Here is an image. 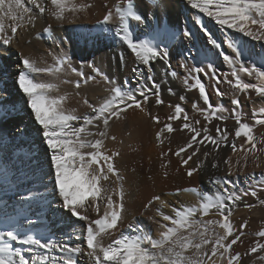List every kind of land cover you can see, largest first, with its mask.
Wrapping results in <instances>:
<instances>
[{
	"label": "snow or ice",
	"instance_id": "snow-or-ice-1",
	"mask_svg": "<svg viewBox=\"0 0 264 264\" xmlns=\"http://www.w3.org/2000/svg\"><path fill=\"white\" fill-rule=\"evenodd\" d=\"M113 8H107L98 26L111 25L116 20L114 28H108L114 39H118L133 54L136 66L132 68L135 84L117 82L102 72L94 63H86L91 69V75L81 68L72 67V58L67 54L57 56L53 65L38 67L36 60L30 56H22L17 66L15 83L18 89L27 97V107L39 126L38 134L42 136L46 145V155L50 160V172L45 178L50 180L52 189L48 203L49 208L59 205V210L66 214L68 231L61 233L63 239L57 238L55 233H41L33 231L39 221L41 209L35 206L37 197L32 190L22 193L17 188L16 195L7 201L0 197V264H243L245 256L254 257L264 264V229L255 233L257 240L241 254L233 248L238 242L243 243L241 237L248 226L247 221L241 223L237 229L231 220L234 209L244 197L251 196L259 199L258 192H264V174L259 177L255 173L240 187L233 176V169L242 171L247 166L248 156L251 154L259 159L257 152H264V148H257V144L264 140H257L254 128L264 125V108L253 110V123L245 122V114L239 99L243 95L252 100V94L264 101V66H258L254 61L244 58L240 42L230 37L228 30L249 37L253 41L264 40V0H186L187 5L195 10L190 21L183 27L165 24V16H161L164 0H121ZM92 5L77 2V0H0V52H7L14 41L18 39L21 29L35 27L36 20L45 13L58 25L74 24L81 13L86 12ZM209 18L219 26L222 38L208 28L204 18ZM10 21L5 24V21ZM156 21L157 29L165 34L171 31L173 38L180 40L184 47L187 40L191 47H185L183 52L170 49L164 40L154 43L151 40L138 39L134 29L140 25L150 26ZM134 22V23H133ZM192 27H189L188 24ZM256 26L260 31L253 30ZM197 28L206 38L205 45L214 50L230 71L222 72L203 53V59H198L201 49H196L193 41L196 34L192 28ZM174 29V31H173ZM101 28V31H104ZM46 35L61 44L72 43L71 37H58L51 25L43 29V34L37 33L36 38ZM230 50V51H229ZM178 57L179 66L185 69L182 76L186 92L198 91L200 103L192 102V109L203 117L204 126L199 119L192 121L185 108L186 95H179L181 103L173 106V112L162 123L159 116L147 112L146 105L154 98L157 107L165 104L163 99L164 86L169 84L167 78L176 79L178 73L172 66L173 53ZM119 60L124 64L125 57L120 53ZM193 63L189 66L188 61ZM161 63L162 75L158 80L153 72L154 65ZM71 70L77 80L65 81L73 83L76 89L87 86L90 81L101 78L109 86L111 95L99 106L88 104L93 115H78L75 109L66 107V95L53 96L59 86L53 82H40L35 79L37 74H47L59 77L65 71ZM254 77L256 83L246 82L242 77ZM203 77V79L201 78ZM204 80L212 81L210 87L215 95L223 99L231 95V117L237 125L234 138L226 127L216 125L215 135L210 134L208 125L213 120L223 122L227 117L223 113L229 111L222 103L213 105L209 98V85ZM222 84L229 86L230 92L221 90ZM167 94L177 96L172 87H167ZM85 103L88 102L85 100ZM5 105L0 103V108ZM15 106L13 105V108ZM139 110L148 115L155 124L161 127L156 132L155 140L163 145L176 131L186 132L188 142L179 147L174 153L180 158L181 166L186 175L191 178L210 163L212 169H218L221 161L209 157L213 153L225 148H231L232 155H238L235 164L232 156L225 158L222 163L227 167L225 176H216L210 183L217 185L218 190L212 195L201 194L197 189H183L184 192H194L200 197L198 206H182L173 208L174 215H166L160 210L161 217L159 238H152L137 224H129L127 232H117L118 224L123 223L125 212L124 178L116 167L118 151H106L105 140L116 141V136H109L110 122L119 120L128 110ZM14 119L10 111L0 113V133L5 132V125ZM181 121L179 128L174 127L172 121ZM20 131L19 125L15 132L8 131L9 138H14ZM96 137L95 139H89ZM244 138L239 146L236 140ZM250 145V147H247ZM203 147L204 151H201ZM190 150V151H189ZM161 152V158L171 153ZM241 160L244 161L241 164ZM189 162L195 166L190 167ZM259 167V164H256ZM167 167V163L162 164ZM165 177L167 172L164 173ZM115 178V187L110 182ZM151 179V177H149ZM47 189L48 185H44ZM222 189L223 191H219ZM181 189H177L179 195ZM15 200L13 204L10 201ZM159 196H154L145 205L150 207ZM264 204V200H260ZM23 218L17 219V206L24 209ZM255 205L245 204L251 209ZM161 207L164 202L161 201ZM95 212L96 218L91 213ZM31 213L29 215L28 213ZM214 214L219 219H207ZM198 217V218H197ZM77 221L84 222L77 225ZM79 227L80 231H77ZM222 230V231H218ZM115 236L113 239L112 237ZM75 238L82 241L80 245L69 244ZM109 239L105 244L104 240Z\"/></svg>",
	"mask_w": 264,
	"mask_h": 264
},
{
	"label": "bare ground",
	"instance_id": "bare-ground-1",
	"mask_svg": "<svg viewBox=\"0 0 264 264\" xmlns=\"http://www.w3.org/2000/svg\"><path fill=\"white\" fill-rule=\"evenodd\" d=\"M117 1L118 0H77L78 3H89L92 7L86 12L81 13L74 24L65 23L63 26L58 25L47 13H45L43 17L36 20L34 28L29 26L27 30H20L18 39L13 42L7 52H0V103H3L6 108L9 104L16 107L15 112L9 107L8 110H6L12 113L14 119L10 120L4 126L5 132L0 133V197H3L4 200L7 201L9 197H14L16 195L17 188L22 193L29 192V189L32 190V195L38 198L35 206L41 209L39 221L33 231L45 234L55 233L57 238L63 239L61 233L68 231V229L66 226V214H62V211L59 210V205L56 204L53 208H49L48 203L50 199H44L45 197H49L52 189L50 180L45 178V174L49 173L51 170L50 160L46 155L47 149L46 145L43 143L42 136L38 134L39 126L36 125L31 111L27 107V97L23 95L15 83V74L20 70L17 63L22 56H30L32 59L36 56L37 64L41 62V67H48L54 64L57 56L67 54L72 58V67L80 69L81 64L85 63L82 70L86 74H93L91 69L86 67V63L93 62L96 67L117 82L123 83L127 80L134 85L136 79L132 73V68L136 66L134 56L131 52L130 54L126 52L125 45L118 39H114L112 33L107 31L108 28H114L116 26L115 18L111 25L102 26V28L105 29L103 32L98 28L93 30V27L103 18L107 11L104 5L107 4L108 8H113L114 5L117 4ZM164 4L165 7L160 14L166 17L164 21L166 25L171 24L174 26L178 24L181 16L184 20L182 23L185 25L186 20L190 21V16L187 14L192 15L195 11L187 5L186 0H164ZM204 20L208 28L220 39V35H218V26L207 17H205ZM9 23L10 21H5L6 25ZM48 25H51L56 36L71 37L72 43L65 42L61 44L59 40H53L50 37L46 38L44 35L43 38L37 39L36 34H43V29ZM59 26H61L62 29H59ZM77 26L81 27L78 31L76 30ZM188 26L192 27L190 23ZM192 30L196 34V39L193 41L195 45L193 53H195L196 49H201L202 55L198 59H203V53H206L207 58L213 63L217 61L214 50H210V48L205 45L203 34L195 27H193ZM228 32L230 37L236 39L233 31L228 30ZM134 33L136 38L151 40L154 43L164 40L170 49H175L179 52H183L184 50L182 49L185 47L192 46H190L186 40L187 46L184 43V47L181 49L180 40L176 39L173 41L171 31L168 34L159 31L155 20L150 22V26L140 25L135 27ZM221 36H223V34H221ZM34 43L37 44V46L34 45ZM240 44L243 46L242 42H240ZM242 51L244 53V58L247 59L246 50L242 48ZM120 53H123L125 57L124 64L120 63ZM171 63L179 75L176 79L167 78L169 84L164 86L163 92V99L166 103L157 107L154 98H152L146 105L147 112H150L153 116L158 115L161 122L166 123L168 122L166 118L173 112V108H169L167 105L170 103L175 106L181 103L178 99L179 95H186L188 102L184 103L182 106L185 108L192 121L197 119L201 121L198 127L204 126L205 121L203 117L194 112L191 106L194 101L203 106L202 102L198 99V91L186 92L182 79L185 69L179 66L178 57L175 55V52L173 53ZM192 63L191 60L188 61L189 66H191ZM154 69L153 75L159 80L162 75L161 63L157 62L154 65ZM37 75L41 76L39 74ZM42 75L51 80L50 82L56 83L59 86L58 92H53L51 95H66L68 97L66 107L75 109L78 115H93L88 104L99 106L111 95L109 86L106 85L101 78L90 81L87 86L76 89L73 83L65 82H74L78 79L71 70L65 71L59 77H52L47 74ZM247 77L248 76L243 75L242 78H244V80L248 79L247 82L251 83L252 81ZM252 79H254V77ZM205 83L209 85L208 92L211 104L217 105L218 103H222L225 108L229 110L223 113V115L227 117L223 122L213 120V123L208 125L210 134L215 135L216 125L221 124L222 127H226L232 134L229 136V139L232 140L237 127L235 120L231 117L232 107L230 108V104L232 96L230 95L226 98L230 101L229 104L228 101L224 100L226 96L221 99L215 95L214 90L210 87L212 81L206 80ZM254 83H256V81ZM169 86L177 92V96H170L167 94L166 89ZM219 87L223 91L230 92L229 87L224 84ZM239 99H241L240 101L244 110L248 112L249 100L243 95H241ZM85 100L88 102L87 104ZM254 100L255 102H250L254 109L258 111L264 108V104L259 98H254ZM258 103L260 105H257ZM4 108H0V110ZM229 113L230 116H227ZM249 121L250 120H248V122ZM172 123L176 128H179L181 125V121L179 120L172 121ZM16 125H19L20 131L15 134L14 138H9L7 132H15ZM160 127V124H155L145 113L132 109L123 114L119 120L110 122V127L108 129L109 136L115 135L116 141L106 139L105 150L110 152L118 151L120 153L115 163L121 176L124 178L123 188L125 191L124 219L123 223L118 224V228L115 230L117 234L122 231H129L128 225L134 223L140 225L145 233L150 234L151 232L152 238H159L161 217L157 214V210H160L166 215H174L172 211L173 208L198 206L200 197L197 193L184 192L183 189L195 188L199 193L208 195L216 193L218 186L210 183V179L212 177H222L226 175L227 167L222 163L225 158L231 155L233 163L239 158L238 155L235 156L231 154L230 147H225L218 155L213 153V156L209 157L210 161L213 158L221 161L218 169H212L210 163H208L200 172L189 178L186 175L185 168L181 166L180 158L172 154L179 147L188 142V134L186 132L176 131L163 145H158L155 140V135ZM261 133L263 132L261 131ZM257 135L260 136L258 133ZM95 138L96 137H90L89 139ZM259 138L261 139V137ZM236 143L238 146L243 144L244 138L241 137L236 140ZM247 147H250V145ZM169 148L172 150L171 153L164 156L162 159L161 152H168ZM201 151H204L203 147ZM257 156L259 157L257 160L258 164L264 165V152H258ZM164 163H167V167H162ZM189 166L192 167L195 165L189 162ZM261 166L251 168L256 171L264 168ZM245 171H247L246 167L242 169L241 173H245ZM165 172H167L166 177L164 175ZM241 173L240 171L237 173V169L234 168L233 176L228 178L238 183L239 181L236 174ZM149 177H151V179H149ZM245 180L246 178L244 177V182ZM114 181L115 178L113 177L108 183H111L112 186L115 187ZM45 184L48 185L47 189L44 187ZM177 189H181L179 195H176ZM219 191L222 192L223 190L220 189ZM154 196H159L160 201H155L150 207L146 208L145 205L148 204ZM258 197L259 199L253 198L250 195L244 197L242 201L238 202L231 217L237 229L241 223L247 221L248 226L244 229V235L241 237L243 243L241 244L238 242L237 245L233 246L234 250L241 254L246 253L255 243L257 240L255 233L264 229V204L260 202V200H264V192H258ZM161 201L164 202V207H161ZM10 203L16 204L17 202L13 200L10 201ZM245 204H253L255 206L249 209L244 207ZM27 207V205H24V209H21L17 206L16 213H14L17 219L23 218L24 210L27 209ZM60 213L62 215H60ZM92 213L94 214V212ZM28 214L31 215L30 212ZM204 219H219V217L210 214ZM217 230L222 231L219 229ZM112 238L114 239L115 236ZM260 239L264 241V238ZM109 242L107 238L104 240L105 244ZM68 243L80 245L82 241L73 238L69 240ZM85 264H87L86 258ZM243 264H261V262L255 260L254 257L245 256Z\"/></svg>",
	"mask_w": 264,
	"mask_h": 264
},
{
	"label": "rangeland",
	"instance_id": "rangeland-1",
	"mask_svg": "<svg viewBox=\"0 0 264 264\" xmlns=\"http://www.w3.org/2000/svg\"><path fill=\"white\" fill-rule=\"evenodd\" d=\"M185 1V0H184ZM118 2H120L121 3V6H123V3L121 2V0H118L116 3H118ZM188 16H190V20H191V18H192V15H189V14H187ZM184 20H183V17L181 16V18L179 19V23L178 24H176V25H174L175 27H177V28H179V27H182V26H184V24L182 23ZM214 23V22H213ZM215 24V23H214ZM218 26V25H217ZM81 29V27L80 26H77L76 27V30L78 31V30H80ZM59 29H62V27L61 26H59ZM70 30L72 31V29L70 28ZM93 30H96V28H95V26L93 27ZM174 30V29H173ZM253 30H255V31H260L256 26H253ZM218 35H220V38H222V36H221V31H220V29H219V26H218ZM230 31H232V30H230ZM101 32H103V31H101ZM42 34V33H41ZM234 35H235V37H236V39L239 41V42H242V44H243V46H242V48H244L245 50H246V53H247V59L248 60H250V61H254L258 66H264V40H260V41H253L251 38H249V37H244V36H242V34H239V33H235L234 32ZM44 37H46L45 35H44ZM46 38H49V37H46ZM172 40L173 41H175L176 39L175 38H173L172 37ZM204 41H206V38L204 37ZM28 42V41H27ZM184 43L186 44V46H187V41L185 40L184 41ZM205 43V42H204ZM194 44V43H193ZM27 45H28V43H27ZM34 45H36L37 46V44H35L34 43ZM191 46V45H190ZM125 48H126V52H128L129 54H130V51L127 49V47L125 46ZM210 48V47H209ZM181 49H182V47H181ZM182 50H184V48L182 49ZM210 50H212L211 48H210ZM263 50V51H262ZM215 52V51H214ZM214 54H216V56H217V61H215L214 62V64L216 65V67L220 70V71H222V72H228V71H230V69L228 68L227 69V65H225L223 62H222V60H221V58L218 56V54L215 52ZM176 55V54H175ZM34 60H36L37 61V57L36 56H34ZM91 63H93V62H91ZM37 66L38 67H41V62H39L38 64H37ZM227 66V67H226ZM182 74V73H181ZM39 75H41V76H38V75H36L35 77H36V79H38L40 82H50L51 80H49V79H47L45 76H43L42 74H39ZM38 76V77H37ZM202 79H203V77H201ZM247 78H250V80L252 81L251 83H254L256 80H255V78L254 79H252L253 77H247ZM244 79V78H243ZM37 80V81H38ZM42 80V81H41ZM49 80V81H48ZM248 80V79H247ZM247 80H245L246 82H247ZM206 80H204V82H205ZM209 81V80H208ZM225 86H227V87H229L227 84H224ZM230 91V90H229ZM230 95H227L225 98H224V100H226V101H228V99H226L227 97H229ZM254 98H259V97H256L255 96V94L253 93L252 94V101H250L249 100V104H248V112L246 111V110H244V108H243V106H242V111L244 112V111H246V112H244L245 113V122H248V120H250L248 123L249 124H251V123H253V120H252V116H251V113L253 112V110H256V109H254V107L252 106V104L251 103H253V102H255V100H254ZM260 99V98H259ZM241 100V99H240ZM261 100V99H260ZM262 101V100H261ZM229 102V104H230V101H228ZM251 102V103H250ZM262 103L264 104V101H262ZM257 105H260L259 103L257 104ZM264 106V105H263ZM8 107L13 111V112H15V109H16V107H14L13 108V106H12V104H9V105H7V108L5 107L3 110H0V113H2V112H4V111H6V110H8ZM231 107H233L232 106V104H230V108ZM249 108H251V109H249ZM248 115V116H247ZM227 116H230V113L229 114H227ZM259 131H260V133H259ZM261 131L263 132V133H261ZM257 133L258 134H260V136L259 135H257ZM262 134H264V125L263 126H258V128H257V126H256V128L254 129V135H255V137L257 138V140H264V135H262ZM259 137H261V139L259 138ZM17 140V139H16ZM260 144V145H259ZM259 144H257V148L258 149H260V148H264V143H259ZM257 154H258V152H257ZM250 156H248V162H247V166H246V168H247V171H245V173H241V171H240V173L241 174H236V177H237V179H238V185L240 186V187H243L244 186V177L246 178V180H248L249 178H250V174H252V173H255V175L257 176V177H259L261 174H264V168H262V169H260V170H253L251 167H257L256 166V163H258V161L257 160H255V158L251 155V154H249ZM236 156V155H235ZM239 159V158H238ZM237 160V159H236ZM236 160H235V162H236ZM235 162H234V164H235ZM244 163V161L243 160H241V164H243ZM262 165V166H261ZM264 167V165L263 164H260L259 165V167ZM227 169V168H226ZM252 171H251V170ZM249 170H250V173H249ZM263 170V171H262ZM262 171V172H261ZM236 173V172H235ZM237 173H239L238 171H237ZM247 173V174H246ZM243 174V175H242ZM242 175V176H241ZM247 175V176H246ZM244 176V177H243ZM245 180V181H246ZM108 183V182H107ZM192 193V192H191ZM94 212V211H93ZM62 214H64V213H62ZM61 213H60V215H62ZM91 216H93L92 218L94 219V217L96 218V215H95V212H94V214L93 213H91ZM80 221H77L76 223H77V225H82L83 224V222H80ZM78 230L77 231H80V229L79 228H77Z\"/></svg>",
	"mask_w": 264,
	"mask_h": 264
}]
</instances>
